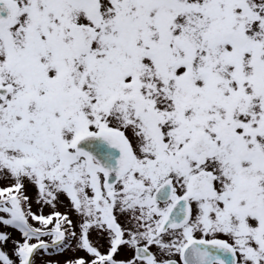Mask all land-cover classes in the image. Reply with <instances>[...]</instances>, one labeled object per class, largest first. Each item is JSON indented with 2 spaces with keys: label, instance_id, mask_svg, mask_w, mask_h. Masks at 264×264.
<instances>
[{
  "label": "snow or ice",
  "instance_id": "obj_1",
  "mask_svg": "<svg viewBox=\"0 0 264 264\" xmlns=\"http://www.w3.org/2000/svg\"><path fill=\"white\" fill-rule=\"evenodd\" d=\"M0 185V264H264V0H0Z\"/></svg>",
  "mask_w": 264,
  "mask_h": 264
},
{
  "label": "rangeland",
  "instance_id": "obj_2",
  "mask_svg": "<svg viewBox=\"0 0 264 264\" xmlns=\"http://www.w3.org/2000/svg\"><path fill=\"white\" fill-rule=\"evenodd\" d=\"M0 186H2V185H0ZM37 210V208H36V206L35 205H33V211H36ZM61 211H63V209H61ZM101 251H103V249H101ZM63 257H55L54 259H62Z\"/></svg>",
  "mask_w": 264,
  "mask_h": 264
}]
</instances>
